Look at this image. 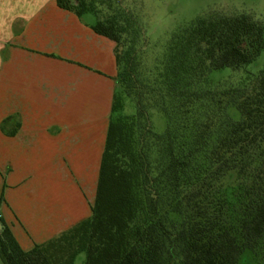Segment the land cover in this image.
Returning a JSON list of instances; mask_svg holds the SVG:
<instances>
[{
    "label": "trees",
    "instance_id": "1",
    "mask_svg": "<svg viewBox=\"0 0 264 264\" xmlns=\"http://www.w3.org/2000/svg\"><path fill=\"white\" fill-rule=\"evenodd\" d=\"M55 3L77 16L87 8L84 0ZM90 27L118 42L113 20ZM263 48L264 26L248 13L209 10L175 31L166 70L170 87L180 91L169 92L177 102L165 131L151 133L159 145L156 163L149 141L136 138L138 131L147 138L137 100L135 114L108 120L90 215L28 250L2 223L3 264H75L79 253L82 264H237L245 250L264 256V67L227 90L188 96L183 89L198 73L251 63ZM119 61L115 54L116 66ZM130 72L127 65L122 82L138 97ZM198 98L204 118L182 116L177 123ZM228 105L238 118L226 112ZM120 108L113 93L110 113ZM229 172L236 181L225 185ZM169 211L180 220L169 222Z\"/></svg>",
    "mask_w": 264,
    "mask_h": 264
},
{
    "label": "crops",
    "instance_id": "2",
    "mask_svg": "<svg viewBox=\"0 0 264 264\" xmlns=\"http://www.w3.org/2000/svg\"><path fill=\"white\" fill-rule=\"evenodd\" d=\"M82 18L55 0H0V170L7 168L13 186L7 199L24 224L9 226L24 250L91 213L95 141L70 112L78 86L107 74H98L108 92L107 129L116 63L112 43ZM26 180V190L16 187Z\"/></svg>",
    "mask_w": 264,
    "mask_h": 264
},
{
    "label": "rangeland",
    "instance_id": "3",
    "mask_svg": "<svg viewBox=\"0 0 264 264\" xmlns=\"http://www.w3.org/2000/svg\"><path fill=\"white\" fill-rule=\"evenodd\" d=\"M84 1L87 8L81 15L83 21L91 26L98 20H113L115 22L116 35L118 36V42L105 37L112 43L114 58L115 54H117L120 60L116 66L112 95L114 93L117 96L121 103V108L115 112H109L107 123L110 118L135 114L138 107V100L145 110L139 130L144 133L147 132V138L146 134L144 138L140 136L139 131L136 133V138L140 141L139 143H143L146 140L149 141V158L152 163H156V159L159 156V145L151 133L161 134L165 131L169 123V112L175 109L177 102V98L171 97L169 92L177 93L180 91L179 86L174 88L172 86L170 87L168 78L171 79V76L169 70H166L172 34L197 16L209 10L219 11L227 15L248 13L258 19L264 26V0ZM127 65L131 71L130 73L136 78L134 87H136L139 93L138 97L134 94L133 88L127 87L122 82V73ZM263 67L264 48L251 63L238 69L224 68L214 70L207 76L198 73L195 75L193 82L185 85L183 89L186 90L188 96L192 92L200 94L207 88L218 91L227 90L232 86L239 85L249 74H255ZM98 74L107 76V74L98 73L97 71L96 74L91 75L93 78L99 77L98 84L91 85V87L86 85L84 88L80 84L78 86V90L80 89L79 94L75 96L77 97L76 102L78 103L76 105L78 107L73 109V113L70 112V116L75 123L79 125L84 123L83 128L89 127L91 129V135L95 141L92 149L95 153L91 157L90 162L94 164L95 178H97L96 172H98L97 169L99 167L106 135L104 116L107 112L105 107L107 106L108 98V92L105 91L103 78ZM84 78L82 77L81 80H84ZM88 90L90 91L86 92ZM187 100H191L192 102L190 97ZM204 107V100L202 98L193 100V104L190 103L187 105L186 113L177 116V123H181L179 117L182 116L189 117L190 120L194 118L198 119V121L202 120L204 118ZM226 112L233 118H238V114L232 105L227 106ZM261 148L264 149V140L261 142ZM6 171V167L0 170V231L2 230V223H5L9 228L10 222L13 224L15 222L24 224L17 215L15 207L7 199L9 196V194L7 195V190L10 189L11 191V187L13 186L6 180ZM72 176L70 173L69 180L73 178ZM235 181L236 177L234 172H229L223 179L225 185H231ZM26 182L27 180L22 181L16 187H20L19 189L24 191L28 185ZM85 196L86 198L91 197V191L89 192V189H86ZM19 208L23 209V207ZM167 219L169 222H178L180 216L169 211L167 213ZM84 259V253H79L75 259V264H82ZM0 264H3L1 258ZM237 264H264V256L250 250H245L240 255Z\"/></svg>",
    "mask_w": 264,
    "mask_h": 264
}]
</instances>
